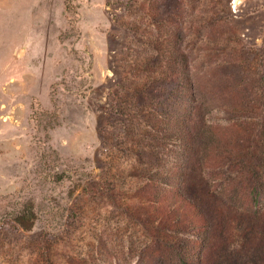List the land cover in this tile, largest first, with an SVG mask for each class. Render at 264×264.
<instances>
[{
	"label": "rangeland",
	"instance_id": "obj_1",
	"mask_svg": "<svg viewBox=\"0 0 264 264\" xmlns=\"http://www.w3.org/2000/svg\"><path fill=\"white\" fill-rule=\"evenodd\" d=\"M0 264H264V0H0Z\"/></svg>",
	"mask_w": 264,
	"mask_h": 264
},
{
	"label": "trees",
	"instance_id": "obj_2",
	"mask_svg": "<svg viewBox=\"0 0 264 264\" xmlns=\"http://www.w3.org/2000/svg\"><path fill=\"white\" fill-rule=\"evenodd\" d=\"M197 210H198V213H200L201 218L203 219L202 221L204 222L203 225H201V226H206V228H207L208 226H207V224H205L207 222V218L205 216V213L203 212V210H201L200 207H198ZM17 220H18V224H22V226L24 228H28V226H30V225H24L25 224V223H23L24 221L23 222L20 221L21 220V217H18Z\"/></svg>",
	"mask_w": 264,
	"mask_h": 264
}]
</instances>
